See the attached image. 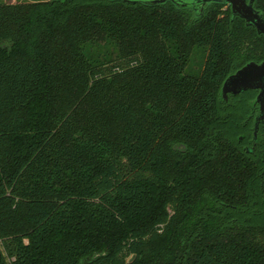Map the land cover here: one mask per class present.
Instances as JSON below:
<instances>
[{"label": "trees", "instance_id": "obj_1", "mask_svg": "<svg viewBox=\"0 0 264 264\" xmlns=\"http://www.w3.org/2000/svg\"><path fill=\"white\" fill-rule=\"evenodd\" d=\"M250 62L222 1L0 2V264H264Z\"/></svg>", "mask_w": 264, "mask_h": 264}, {"label": "water", "instance_id": "obj_2", "mask_svg": "<svg viewBox=\"0 0 264 264\" xmlns=\"http://www.w3.org/2000/svg\"><path fill=\"white\" fill-rule=\"evenodd\" d=\"M203 4L210 1L226 2L232 7L235 15L244 18L253 25L259 33L264 35V18L254 7V0H201ZM259 88L261 93L258 100L264 109V62H250L232 73L224 82L223 93L227 98L228 93L237 94L247 89Z\"/></svg>", "mask_w": 264, "mask_h": 264}, {"label": "flooded vegetation", "instance_id": "obj_3", "mask_svg": "<svg viewBox=\"0 0 264 264\" xmlns=\"http://www.w3.org/2000/svg\"><path fill=\"white\" fill-rule=\"evenodd\" d=\"M249 90H253L255 93V99L253 100V104H252V106H253L252 120L254 121L255 130H254V137L251 140V144L247 147V149L250 152H257L259 149V147H258L259 129L261 126H264V109L262 108L261 102L258 100V97L261 93V89L253 88V89H249ZM242 92H244V91H241V92L235 94V96H239V94Z\"/></svg>", "mask_w": 264, "mask_h": 264}, {"label": "rangeland", "instance_id": "obj_4", "mask_svg": "<svg viewBox=\"0 0 264 264\" xmlns=\"http://www.w3.org/2000/svg\"><path fill=\"white\" fill-rule=\"evenodd\" d=\"M20 1H32V0H0V2H20Z\"/></svg>", "mask_w": 264, "mask_h": 264}]
</instances>
